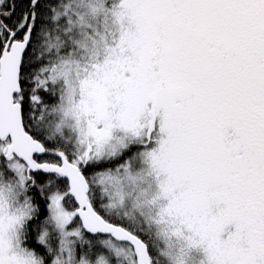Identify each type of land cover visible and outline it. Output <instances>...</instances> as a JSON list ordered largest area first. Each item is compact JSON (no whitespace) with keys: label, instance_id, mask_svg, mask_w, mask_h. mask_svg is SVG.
Segmentation results:
<instances>
[{"label":"snow or ice","instance_id":"6c2138e0","mask_svg":"<svg viewBox=\"0 0 264 264\" xmlns=\"http://www.w3.org/2000/svg\"><path fill=\"white\" fill-rule=\"evenodd\" d=\"M0 264H264V0H0Z\"/></svg>","mask_w":264,"mask_h":264},{"label":"trees","instance_id":"16d2710c","mask_svg":"<svg viewBox=\"0 0 264 264\" xmlns=\"http://www.w3.org/2000/svg\"><path fill=\"white\" fill-rule=\"evenodd\" d=\"M40 158L43 159V160H48V159H51L52 157H50L48 155H44V156H42Z\"/></svg>","mask_w":264,"mask_h":264}]
</instances>
